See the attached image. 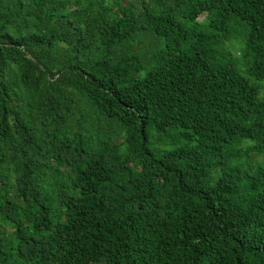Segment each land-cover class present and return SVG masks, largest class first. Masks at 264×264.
Segmentation results:
<instances>
[{"label":"trees","instance_id":"obj_1","mask_svg":"<svg viewBox=\"0 0 264 264\" xmlns=\"http://www.w3.org/2000/svg\"><path fill=\"white\" fill-rule=\"evenodd\" d=\"M0 264H264V0H0Z\"/></svg>","mask_w":264,"mask_h":264}]
</instances>
